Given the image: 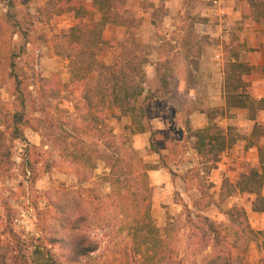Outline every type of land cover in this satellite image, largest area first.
Masks as SVG:
<instances>
[{"label": "rangeland", "instance_id": "obj_1", "mask_svg": "<svg viewBox=\"0 0 264 264\" xmlns=\"http://www.w3.org/2000/svg\"><path fill=\"white\" fill-rule=\"evenodd\" d=\"M48 1L0 0V117L5 112L24 111L22 129L27 139L12 141L11 161L0 166V250L17 255L19 264L23 260L27 264L47 261V264L56 261L60 264H142L131 239L121 231L124 217L116 202L107 198L113 187L105 176L110 173L111 164L118 157L122 159L124 148L133 146L138 151L137 157L143 159L145 152L135 147L138 134L132 135L125 129L131 124V118L99 104L95 92L102 65L140 58L148 61L144 66L147 71L159 58H169L174 68V78H169L172 94L166 97L158 93V98L150 102L155 117L148 131H152L151 140L159 156H165L159 159L160 166L164 165L173 179L179 180L181 176L183 181L171 191L170 203L160 206L155 201L153 187L151 213L160 237L167 243L179 238V257L186 256V262L193 261L189 257L193 248L187 235L197 226L190 222V217L195 219L191 214L194 204L201 215L228 227L231 225L228 211L236 206L247 212L255 199L254 195L246 194L242 200L239 197L242 193H236L220 202L221 188L207 182L202 175L203 165L197 162L193 165L194 157L190 153L193 141L183 140L181 129L175 123H185L194 111L209 106L191 95V89L197 85L198 58L215 57L221 50L222 39L214 35V30L223 26L225 31L227 15L221 17L219 10L214 13L213 0H123L104 31L99 63L83 84L82 89L88 91L91 100L92 109L88 110L81 91L65 89L58 94L55 81L51 80L70 83L71 63L65 55V34L75 25L99 20L101 14L94 0H79V6L89 12L83 18L75 13L50 14ZM232 28L233 35L229 34L227 41L223 39L224 58L232 55L230 50L239 44V29L235 25ZM11 53L15 56L14 68L6 59ZM159 86L160 81L154 77L148 79L146 88L151 92ZM158 117L171 124L169 130H152L158 126L159 121L154 120ZM101 120L129 143L127 147L117 145L118 152L110 160L105 155H113L116 147L105 146L107 142L93 131L94 121L102 129ZM86 124L90 127L86 128ZM4 130L0 126V131ZM234 134L238 136L237 144L242 138L239 133ZM64 136L65 144L61 142ZM166 146L172 148L170 155H163ZM239 150L242 151L241 147ZM118 164L121 166L122 161ZM252 166L243 160L236 168L231 166L223 180L234 176L230 180L237 181ZM209 202H212L210 206ZM62 203L72 212L73 220L89 216V223L81 224L78 231L91 234L100 242L99 249L79 263L68 261L60 241H70L76 234V230L60 219L58 205ZM259 214L264 215L248 214L254 230H264V216ZM36 251L39 253L35 254ZM200 252L197 264L201 256L212 253V248L200 249ZM246 261L264 264V236L257 243L249 244ZM7 264L15 261L8 259Z\"/></svg>", "mask_w": 264, "mask_h": 264}, {"label": "trees", "instance_id": "obj_2", "mask_svg": "<svg viewBox=\"0 0 264 264\" xmlns=\"http://www.w3.org/2000/svg\"><path fill=\"white\" fill-rule=\"evenodd\" d=\"M123 0H94V5L101 14V18L89 24H79L70 28L65 34L66 37V57L71 63V81L63 84L55 81L56 92L58 94L65 89H76L81 91L88 110H91L90 96L88 91L83 90L84 81L87 75L99 63L98 57L103 50V34L110 20L114 15V10L122 4ZM50 14L75 13L77 17L88 15L85 7L79 6V0H49ZM250 7L244 6V11L254 12L264 15V4L255 3L251 0ZM115 19V18H114ZM0 30V34H1ZM239 48L231 49L229 58H239ZM10 62V67H15V56L11 53L6 56ZM169 58H159L156 65V80L160 81L159 89L150 90L146 88L148 78L145 64L148 61L140 58L125 60L122 63L112 65H102L101 80L95 92L99 98V104L106 106L110 110H119L123 116L131 118V124L125 129L130 130L132 135L145 133L151 128V120L155 117L154 110L150 102L158 98V93L166 97L172 94V83L174 68ZM251 68L244 63L235 61L227 63L226 67V97L227 107H242L251 110L260 108L264 100L256 101L246 92L250 82ZM77 109L81 110L80 106ZM79 110V111H80ZM211 123L204 129L194 130L190 120L186 122L187 139H193V147L205 166V172L209 173L219 162L220 155L237 141V135L231 130L228 134L213 122L218 114L225 115V108H215L207 112ZM25 112H5L0 117V126L5 128L0 131V166L11 161L12 141L21 139L27 141L22 126L25 124ZM80 115V114H79ZM90 119L91 117L88 116ZM255 118V116H252ZM93 119V118H92ZM102 121V122H101ZM101 128L94 121L93 131L100 139H104L105 146L116 147L112 154H106V159L110 160L118 152L117 145L128 146L127 138L114 134L113 128L101 120ZM86 128L90 125L85 126ZM264 136V128L256 125L253 137ZM120 140L122 142L120 143ZM61 142H66L65 136ZM64 148V147H63ZM151 153H159L156 146L151 142ZM260 167L252 166L245 171L241 178L233 183L225 180L220 190V202H224L236 193L251 194L255 196L252 210L264 214V148L261 150ZM97 153V152H96ZM138 151L133 146L124 148L122 159L117 158L115 164H111L110 173L105 176V180L113 187V192L107 198L114 200L119 213L124 217L122 232L126 238H130L132 247L137 255L141 257L142 264H197V258L201 254L200 249L212 248V253L201 256L199 264H248L246 261L248 246L252 242H258L264 236V230H254L248 219V214L244 209L233 207L228 211L231 217V225L223 226L214 219L200 214V209L194 204L195 215L190 222L197 224L195 230L187 235L188 242L193 248L189 254L190 262H186L185 257H179L177 244L179 238L171 239L169 243L164 241L154 224L151 213V198L154 191L149 180V172L157 170L164 165L160 163L151 165L145 162L142 157H137ZM165 156L161 157V160ZM122 161V165L118 161ZM85 165H87L85 163ZM125 166V167H124ZM212 202H209L210 206ZM60 219L76 230L74 238L70 241L60 240L63 243L65 257L70 263H79L93 254L100 247V242L96 241L91 234L78 231L81 224L89 223V216H80L73 220L72 212H68L64 203L58 205ZM190 214V216H191ZM39 252L36 251L35 254ZM202 255V254H201ZM8 259L15 264H19V257L7 251L0 250V264H7ZM19 260V261H18ZM48 261L45 263L47 264ZM22 264H27L23 260ZM41 264V262H40ZM55 264H60L58 261Z\"/></svg>", "mask_w": 264, "mask_h": 264}, {"label": "crops", "instance_id": "obj_3", "mask_svg": "<svg viewBox=\"0 0 264 264\" xmlns=\"http://www.w3.org/2000/svg\"><path fill=\"white\" fill-rule=\"evenodd\" d=\"M253 1L258 4H264V0ZM219 2L221 4L222 13L224 16L227 15V20L225 21L227 23L224 25V27H226L225 31L222 30L223 26L214 30V35L216 37L218 36V38L220 36L222 39L219 47L221 50L215 57L198 58L199 65H197V70H195L197 74V85L191 89V95H196L200 101L207 103L209 106L207 108L198 109L189 116L191 127L194 130L204 129L211 123L207 112L215 108H225L226 114H218L213 122L216 123L225 134H228L229 130H231L233 133H239L238 135L242 138L237 144L235 143L220 155L216 167L209 173L205 172V166L201 158L198 156L194 147L191 146L190 153L194 157L193 165L197 162V165L204 166L202 175L208 183L217 185L215 188L222 187V181H224L223 179L227 175V170L231 166L236 168L243 160L249 161L253 166L259 165L262 155L261 150L264 148V136L253 137L257 124L264 128V104L262 107L254 110L242 107H227L226 97L227 63L238 61L251 68L250 82L246 88L247 94L256 101L264 100V15H262L263 13L259 15L256 12L251 14L248 10L244 11L245 5L247 9L250 7L249 4L251 0H219ZM234 25L239 29L237 33L239 44L236 45V48L240 49V55L239 58H229L231 55L228 58H224L223 39L227 41L228 37L231 34L233 35L235 30H233L232 27H234ZM226 45L229 44L226 43ZM157 62H154V65H151L149 70L146 71L148 79L156 77ZM203 95L205 97L201 99ZM253 115L255 118L252 117ZM154 120H158L159 123L158 126H153V131L169 130L171 124L165 118L158 117ZM175 123L178 128L181 129L183 140L184 138L187 139L186 122ZM152 124L154 125V122H152ZM169 135L171 136L172 134ZM151 138L152 131L136 135L135 147L145 152L144 159L146 163L158 164L159 159H161L159 156L160 154L158 152L148 153V150L151 148ZM190 140L194 141L193 139ZM240 147L242 151L239 150ZM171 150V147L166 146L163 155H170L172 153ZM236 159H238V161H236ZM231 178H234V176ZM240 178L241 177L237 178V181ZM149 180L151 185L155 188V201L157 205L160 206L161 203H170L171 197L169 195L171 191L175 189L176 186L180 185L179 181H183V178L180 176L179 180H175L164 167H160L157 170L149 172ZM230 181L233 183L237 182L236 180ZM161 191H164V193L162 194ZM244 196H246V194H239L242 200ZM249 206L250 207L247 208L249 216L251 214L258 215V213L252 210V203ZM259 216L264 215L259 214Z\"/></svg>", "mask_w": 264, "mask_h": 264}, {"label": "built area", "instance_id": "obj_4", "mask_svg": "<svg viewBox=\"0 0 264 264\" xmlns=\"http://www.w3.org/2000/svg\"><path fill=\"white\" fill-rule=\"evenodd\" d=\"M213 3H214V8H215L214 13L217 14V12H215V11H218V10L221 11V4H220L219 0H213ZM218 15H220L221 17L224 16L222 11H221V14H218Z\"/></svg>", "mask_w": 264, "mask_h": 264}]
</instances>
